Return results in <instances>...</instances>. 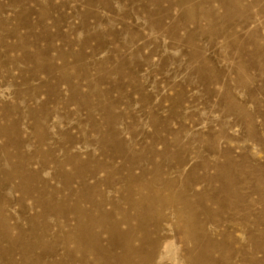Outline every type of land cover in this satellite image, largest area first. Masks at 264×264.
<instances>
[{"label":"rangeland","instance_id":"rangeland-1","mask_svg":"<svg viewBox=\"0 0 264 264\" xmlns=\"http://www.w3.org/2000/svg\"><path fill=\"white\" fill-rule=\"evenodd\" d=\"M0 264H264V0H0Z\"/></svg>","mask_w":264,"mask_h":264},{"label":"bare ground","instance_id":"bare-ground-1","mask_svg":"<svg viewBox=\"0 0 264 264\" xmlns=\"http://www.w3.org/2000/svg\"><path fill=\"white\" fill-rule=\"evenodd\" d=\"M141 197H142V196H141ZM198 242H199V241H198ZM207 254H208V253H204V255H203V256H201V258H200V259H206V256H207ZM207 258H208V257H207ZM194 262H195V261H194ZM194 262H193V263H194ZM200 262H201V261H200ZM197 263H198V262H197Z\"/></svg>","mask_w":264,"mask_h":264}]
</instances>
